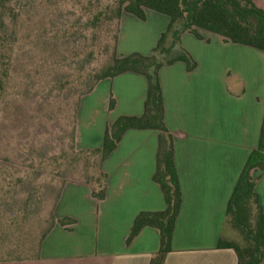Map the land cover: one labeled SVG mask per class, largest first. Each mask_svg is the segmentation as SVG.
<instances>
[{
  "label": "crops",
  "instance_id": "crops-1",
  "mask_svg": "<svg viewBox=\"0 0 264 264\" xmlns=\"http://www.w3.org/2000/svg\"><path fill=\"white\" fill-rule=\"evenodd\" d=\"M264 10V0H252ZM169 17L145 9V19L123 11L116 43L118 56L149 54ZM181 34V45L196 61L163 65L159 81L164 123L173 136V157L181 206L171 251L163 264H237L226 209L238 176L256 147L264 114V51L224 42L217 33L198 29ZM144 75L124 72L99 80L79 102L75 144L80 150L102 145L107 126L120 115H141L146 98ZM115 105L109 109L110 98ZM157 131L129 129L105 158L106 193L92 196L84 182H67L56 200L55 223L44 235L33 264H149L159 248V233L143 227L130 242L135 216L159 211L165 202L153 180ZM264 212V173L252 171ZM69 217L73 223L61 225ZM2 264V263H0Z\"/></svg>",
  "mask_w": 264,
  "mask_h": 264
},
{
  "label": "rangeland",
  "instance_id": "rangeland-1",
  "mask_svg": "<svg viewBox=\"0 0 264 264\" xmlns=\"http://www.w3.org/2000/svg\"><path fill=\"white\" fill-rule=\"evenodd\" d=\"M116 2L0 4L2 264H33L45 232L55 223L53 210L63 185H91L99 176L98 157L76 147V116L81 97L115 54ZM228 225L230 240L243 245Z\"/></svg>",
  "mask_w": 264,
  "mask_h": 264
},
{
  "label": "trees",
  "instance_id": "trees-1",
  "mask_svg": "<svg viewBox=\"0 0 264 264\" xmlns=\"http://www.w3.org/2000/svg\"><path fill=\"white\" fill-rule=\"evenodd\" d=\"M8 1L0 0V4ZM146 8L169 17L166 29L160 34L150 53L132 52L118 56L115 48V54L111 55L109 63L96 74L97 82L124 72L144 75L147 91L143 112L141 115L118 116L106 127L100 147L82 149L80 153L98 157L99 176L90 186L92 196L100 200L106 193V174L102 170V163L115 149L125 131H157L153 180L161 189L165 208L139 212L134 218L126 241L130 242L145 226L156 228L159 233V248L149 264H163L166 254L171 251L173 229L181 206V189L173 157V136L164 123L159 69L163 65L180 60L186 64L189 71L193 70L196 61L182 47L180 38L186 31L200 38V28L219 34L224 42L241 43L264 51V10L252 0H117L115 17L120 18L122 11H126L144 20ZM114 105L115 101L111 97L109 109ZM252 171H258L259 176L264 173V114L257 145L249 153L226 209L227 222L241 235L244 244L222 238H219L217 243L218 247L232 248L235 251L237 264H264V212L255 190L257 177H252ZM58 222L66 226L74 220L64 217L58 219Z\"/></svg>",
  "mask_w": 264,
  "mask_h": 264
}]
</instances>
